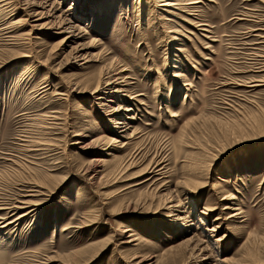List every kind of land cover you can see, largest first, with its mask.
I'll return each instance as SVG.
<instances>
[{"label": "rangeland", "instance_id": "rangeland-1", "mask_svg": "<svg viewBox=\"0 0 264 264\" xmlns=\"http://www.w3.org/2000/svg\"><path fill=\"white\" fill-rule=\"evenodd\" d=\"M160 1L0 0V264H264V0Z\"/></svg>", "mask_w": 264, "mask_h": 264}, {"label": "bare ground", "instance_id": "bare-ground-1", "mask_svg": "<svg viewBox=\"0 0 264 264\" xmlns=\"http://www.w3.org/2000/svg\"><path fill=\"white\" fill-rule=\"evenodd\" d=\"M197 4H199L198 2H189V3H187L185 6H183L182 4H181V1H177V0H161L160 1V3L158 4V7L160 8V9H162L163 8V11L162 12H166L167 13V11L168 10H170V9H173V10H176V11H180V12H183V13H185V14H190V12H191V7H193V6H195V5H197ZM157 7V8H158ZM167 20H169V19H167ZM186 20V19H185ZM72 37H68V39L67 40H65V41H69L70 39H71ZM101 42V40L100 39H94V40H92V42H91V44L89 45V48H97V46H98V44ZM180 77H182V75H177V78H180ZM119 80V79H118ZM119 92L118 93H122V92H124V88H125V85L124 84H121V85H119ZM126 112H130V110H126ZM130 128H128L127 130H129ZM125 133L127 132V131H124ZM134 132L132 133V134H130V135H128V134H125V136L126 137H128V138H126V142H124V143H122L121 144V146H119L120 147V150H123V149H125L127 146H129V145H132L133 144V141H134ZM136 136V135H135ZM122 138H125V137H122ZM136 140V139H135ZM113 144V143H112ZM111 158H113V159H115V161L117 162V159H116V157H114V156H112ZM132 161V160H131ZM96 162H98L99 163V165L100 166H106V165H108V164H112V162H113V160L111 159V160H107V159H103V158H98L97 159V161ZM121 162V161H120ZM118 164V163H117ZM119 166H117V169L118 168H120V164H118ZM132 166V165H131ZM119 170V169H118ZM117 171V170H116ZM162 169H160V170H158L157 172L160 174V175H162ZM115 173V172H114ZM149 173V172H148ZM155 173V172H154ZM153 173V174H154ZM118 174V173H117ZM151 174V173H150ZM115 176V175H114ZM37 187H35L34 188V191H31V193H38V195H41L40 193H43L42 191H37V190H35ZM29 192V191H28ZM30 193V195L29 196H27L28 198H36L37 197V195H34V194H31ZM228 199V197H225V198H223L222 200L223 201H225V200H227ZM19 203V202H18ZM7 205H9V204H7ZM6 205V206H7ZM35 207H38V204H35V203H33V202H31L30 200H24V201H22V202H20L19 203V205L18 206H14V207H12L11 208V210H10V212H7V214H6V217H4V218H2L1 220H8L9 218H10V214H17L18 212H20L21 210H23V211H26L27 213L25 214L26 216H28L29 214H31V213H34L36 210H34V208ZM172 207H170V210L169 209H167V210H169L170 212H169V217L170 218H172L173 216H174V213L175 212H177V211H175V208H177V207H175V208H172ZM178 208H179V206H178ZM37 209V208H36ZM0 210H4V209H0ZM213 210H215V209H209V210H207L208 212H212ZM224 211H232V212H234V213H230V215H229V219H235V220H239V219H242V212H239L240 210L239 209H234L233 207H231V206H229V205H227V207L226 208H224ZM25 217V216H24ZM22 218V217H21ZM174 218V217H173ZM17 221V220H16ZM14 223V222H13ZM4 224V223H3ZM2 224V225H3ZM11 225V224H10ZM129 232H131L130 230H128V231H126L125 233H129ZM135 235H130L129 236V238H133ZM135 241L134 240H130L129 242H128V244H132V243H134ZM251 254V253H250ZM69 258V257H68ZM137 264H143V259L141 260V261H139V262H137Z\"/></svg>", "mask_w": 264, "mask_h": 264}]
</instances>
